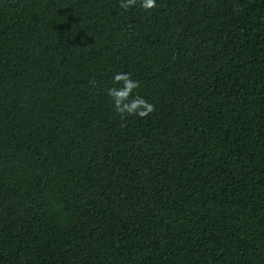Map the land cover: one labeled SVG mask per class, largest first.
I'll use <instances>...</instances> for the list:
<instances>
[{"label": "trees", "instance_id": "1", "mask_svg": "<svg viewBox=\"0 0 264 264\" xmlns=\"http://www.w3.org/2000/svg\"><path fill=\"white\" fill-rule=\"evenodd\" d=\"M120 2L0 0V264H264V0Z\"/></svg>", "mask_w": 264, "mask_h": 264}, {"label": "clouds", "instance_id": "2", "mask_svg": "<svg viewBox=\"0 0 264 264\" xmlns=\"http://www.w3.org/2000/svg\"><path fill=\"white\" fill-rule=\"evenodd\" d=\"M119 6L125 11L133 7H140L145 11H149L157 5L156 0H121ZM113 82L119 87L108 89L107 94L111 98L114 109L122 118L127 116L146 118L155 110L152 103H149L138 94L133 95L135 90L140 87V83L138 80H134L130 73H116Z\"/></svg>", "mask_w": 264, "mask_h": 264}]
</instances>
